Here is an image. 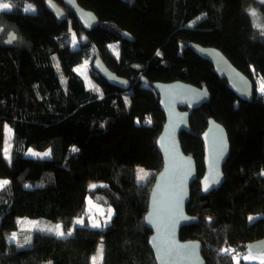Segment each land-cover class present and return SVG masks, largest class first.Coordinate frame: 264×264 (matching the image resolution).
I'll list each match as a JSON object with an SVG mask.
<instances>
[{"label": "trees", "instance_id": "16d2710c", "mask_svg": "<svg viewBox=\"0 0 264 264\" xmlns=\"http://www.w3.org/2000/svg\"><path fill=\"white\" fill-rule=\"evenodd\" d=\"M3 1L12 7L0 10V179L10 181L11 202L0 207V264H91L100 243L101 264H155L144 222L162 167L156 139L164 114L154 82L181 81L210 93L206 105L190 112V131L179 137L198 179L200 135L209 118L224 127L230 146L221 188L203 194L198 180L191 185L186 212L198 221L182 228L180 239L199 241L206 264H235L234 256L264 238V102L256 95V80L264 86V4L76 0L99 21L86 31L61 0L50 1L65 11L64 21L47 10L46 0ZM27 2L33 13L23 11ZM10 32L15 40L6 45ZM190 43L220 50L252 82V101L239 100ZM96 57L128 80L130 89H118L94 72ZM85 60H91L89 87L75 71ZM5 125L12 130L8 160ZM30 148L50 149L51 157H26ZM139 167L153 172L145 183L136 182ZM87 197L114 211L102 230L89 226ZM19 218L45 219L60 224L64 234L73 231L63 237L25 231L30 241H8Z\"/></svg>", "mask_w": 264, "mask_h": 264}, {"label": "water", "instance_id": "95a60500", "mask_svg": "<svg viewBox=\"0 0 264 264\" xmlns=\"http://www.w3.org/2000/svg\"><path fill=\"white\" fill-rule=\"evenodd\" d=\"M256 1L264 4V0ZM61 2L84 30L90 31L98 26L99 21L95 14L81 8L76 0ZM45 5L58 21L66 19L65 11L56 3L46 0ZM13 37L15 34L10 32L4 43H13ZM188 48L212 66L214 72L225 80L228 88L239 100L252 101V82L220 50L193 43ZM91 68L108 84L123 91L130 89L129 81L111 72L100 57L92 61ZM151 88L158 96L164 123L156 139L162 167L154 176L144 215V222L151 233L148 246L155 264H206L201 255V243L192 239L183 241L179 234L182 228L198 221L186 212L191 185L198 180L203 194L218 190L223 185V167L230 149L228 136L221 124L212 118L207 120L206 128L200 135L203 144V175L198 179L195 161L184 154L179 137L182 132L190 131V112L206 105L210 100V93L206 87L198 88L181 81L154 82ZM247 252L263 254L264 238L248 244Z\"/></svg>", "mask_w": 264, "mask_h": 264}, {"label": "rangeland", "instance_id": "374dc122", "mask_svg": "<svg viewBox=\"0 0 264 264\" xmlns=\"http://www.w3.org/2000/svg\"><path fill=\"white\" fill-rule=\"evenodd\" d=\"M0 2H4V1L3 0H0ZM28 5H31L32 8H34V6L31 3H28L27 2V3L24 4L23 11H24V9L26 7H28ZM28 12L29 13H33L34 11H28ZM2 32H3V30L0 29V33H2ZM7 33H8L7 31L4 32V35L7 34ZM90 61L91 60H85L83 63H81L80 65H78V66L75 67L76 73L83 78V80L85 81V83H86V85L88 87L90 86V81H89V76H88V73H89L88 70L90 68ZM77 69H81V71H77ZM256 83L260 87L263 86L260 80H256ZM5 147H8V148L10 147L9 146V138H8V134H7L6 130H5V145H4V148ZM4 148H3V150H4ZM30 149L32 151H34V152H39V153L50 152V155L49 156H46V157L32 156L29 153V149H28V151L26 153V157L38 158V159H49L51 157V150L50 149H46L44 151H39V150H35V149H32V148H30ZM3 156H4V158L6 160L9 159V155L8 156H5L4 151H3ZM141 169L143 170V172H140L139 171ZM144 173H148V175L145 176L143 180L138 179V176H141ZM152 175H153V172H151L149 170H146L144 168L139 167L136 170V182L137 183H145L147 180H149L152 177ZM0 180H4V179H0ZM88 199H91V198L90 197H87V199H86V208L89 207V205H87V200ZM10 202H11V185L9 183L8 185L4 186V188L0 189V206L7 207L10 204ZM93 204L96 205V208H93L92 211L88 215L85 214V217L87 218V221L89 222L90 228H94V227H92V223L94 221H99L100 227L99 228H94V229H100V230H102L110 222V220H111V218L113 216L114 211H113L112 207H102V206L98 205L95 202H93ZM97 208L98 209H103V215H101L96 210ZM109 208L112 209V215H111V218L110 219L108 218V209ZM89 216H91L93 219H89ZM33 221H35L37 223L35 225H33L31 223ZM18 225H19V228H18L17 231H15V233H16V239L14 240L15 242H17L18 240L21 242L22 239H23V242H25V240L27 238H29V241H30V236L28 237V235L25 233V231H29V232H35L36 231V232H39V233H54L56 235L55 231L49 232V231H47V229L48 228L55 229V226L57 224L51 223V222H49V221H47L45 219L19 218L18 219ZM81 225H83V224H81ZM81 225H78V226H81ZM61 230H62V228H61ZM70 231L72 232L73 229H71ZM68 233H69V231L66 232L65 235L68 234ZM11 235H12V233L7 237V240L8 241H10L9 240V237ZM59 237H63V236H59ZM19 244H21V243H19ZM101 246H102V249H103V245H102V243H100L99 246L97 247L96 253L93 255V257H96L97 258L98 264H101L102 263V260L100 259V255H99V252H98V250L101 248ZM237 255H239L240 261L243 262L244 264H259V259L262 256H264V253L263 254H253V253H250V252H245L244 254L243 253H239ZM247 255H251L252 257H255L256 259L249 260V261H245L243 259V257L244 256H247ZM92 258H91V264H92Z\"/></svg>", "mask_w": 264, "mask_h": 264}, {"label": "snow or ice", "instance_id": "6c2138e0", "mask_svg": "<svg viewBox=\"0 0 264 264\" xmlns=\"http://www.w3.org/2000/svg\"><path fill=\"white\" fill-rule=\"evenodd\" d=\"M11 5L9 3H4V2H0V10H10L11 9ZM25 12H28V11H35L34 8H32L31 5H28V7H26L24 9ZM251 14H255L254 12L251 13ZM15 37H13L14 39ZM11 42V41H9ZM159 55V53H157ZM77 71H81V69H77ZM261 93H264V86H261L260 89ZM149 123H150V120H149ZM7 134H8V138L10 139L11 138V134H12V130L11 128H9L7 125L4 126ZM73 151H77V149L73 148L72 149ZM4 154L5 156H8L9 155V148L8 147H5L4 148ZM29 153L32 155V156H38V157H46V156H49L50 155V152H44V153H39V152H34L32 151L31 149H29ZM222 154V153H221ZM140 172H143V170H139ZM148 173H144L143 175L141 176H138V179L140 180H143L145 176H147ZM10 183V181L8 180H0V189L4 188V186L8 185ZM26 187H28L26 185ZM97 187V185L93 184V185H90V189H95ZM205 190H207V186L205 187ZM87 205H89L88 208H86L85 210V214L88 215L93 208H96V205L93 204L92 200L91 199H88L87 200ZM101 215H103V209H96ZM111 215H112V209L109 208L108 209V218L110 219L111 218ZM89 219H93L91 216H89ZM253 218L252 217H249V220H252ZM33 225H35L37 222L33 221L31 222ZM77 225H81L84 223V217H81L79 218L78 220H76L75 222ZM92 227L94 228H99L100 227V223L99 221H94L92 223ZM47 231L49 232H52V231H55L56 235L57 236H64V232L61 230V226L58 224L55 226V229L53 228H48ZM72 233L71 231H69L68 235L70 236ZM16 239V233L13 232L12 235L9 237V240L10 241H14ZM223 252H231L232 250L230 249H223L222 250ZM99 252V255H100V259L102 260L103 259V249H102V246L101 248L98 250ZM234 261H235V264H240V257L239 255H236L233 257ZM243 259L245 261H249V260H254L256 259L255 257H252L251 255H247V256H244ZM92 264H98V261H97V258L96 257H93L92 258ZM259 264H264V256H262L260 259H259Z\"/></svg>", "mask_w": 264, "mask_h": 264}, {"label": "built area", "instance_id": "2783aa9c", "mask_svg": "<svg viewBox=\"0 0 264 264\" xmlns=\"http://www.w3.org/2000/svg\"><path fill=\"white\" fill-rule=\"evenodd\" d=\"M259 89L260 88L257 89L256 95L261 99L262 102H264V93H261Z\"/></svg>", "mask_w": 264, "mask_h": 264}, {"label": "crops", "instance_id": "0c3cea01", "mask_svg": "<svg viewBox=\"0 0 264 264\" xmlns=\"http://www.w3.org/2000/svg\"><path fill=\"white\" fill-rule=\"evenodd\" d=\"M0 207H2V206H0ZM58 225V224H57ZM57 236V235H56ZM57 237H59V236H57Z\"/></svg>", "mask_w": 264, "mask_h": 264}, {"label": "flooded vegetation", "instance_id": "af4514ba", "mask_svg": "<svg viewBox=\"0 0 264 264\" xmlns=\"http://www.w3.org/2000/svg\"><path fill=\"white\" fill-rule=\"evenodd\" d=\"M7 37V36H6Z\"/></svg>", "mask_w": 264, "mask_h": 264}]
</instances>
